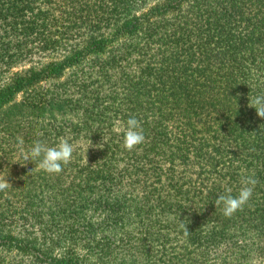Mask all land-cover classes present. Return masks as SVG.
<instances>
[{
	"label": "trees",
	"instance_id": "trees-1",
	"mask_svg": "<svg viewBox=\"0 0 264 264\" xmlns=\"http://www.w3.org/2000/svg\"><path fill=\"white\" fill-rule=\"evenodd\" d=\"M33 56L49 58L11 73ZM258 91L264 0H0V112L7 114L0 113V147L18 150L21 166L0 192V264H264V119L247 106ZM133 116L146 139L129 152L121 144ZM77 136L94 165L110 168L84 163L76 184L43 178V186L45 172L23 153L36 141L50 147ZM119 153L129 164L114 174ZM142 156L156 158L143 176ZM130 168L142 198L90 195L93 179H109L115 190ZM246 175L258 180L253 196L225 218L215 200L228 189L238 194ZM45 195L59 211L40 230L35 200ZM18 213L30 223L25 236L7 222ZM129 213L134 223L124 224ZM51 227L85 256L54 253L59 241L45 236ZM136 228L135 245H124ZM105 232L116 239L99 241Z\"/></svg>",
	"mask_w": 264,
	"mask_h": 264
},
{
	"label": "rangeland",
	"instance_id": "rangeland-1",
	"mask_svg": "<svg viewBox=\"0 0 264 264\" xmlns=\"http://www.w3.org/2000/svg\"><path fill=\"white\" fill-rule=\"evenodd\" d=\"M49 57L47 56H33L32 60L26 61L25 57L24 58H20L19 61L14 64L11 68V73H20L25 71L28 68H39L41 66V64H43L44 62H46L48 60ZM69 76V72H66L60 80H65L67 79V77ZM21 95H18V98ZM1 113V118H6L7 114L4 111L0 112ZM72 115V114H71ZM13 118H9L8 122L11 121ZM148 120V119H147ZM2 130V126L0 127V138L1 136H3V132H1ZM99 139H102L103 141L105 139H107L106 137H102L99 136ZM62 140H67L70 144L73 145L74 147V152H73V158L71 160V162L69 163L68 166H64L63 171L58 174V175H49L47 173H43L40 176H43L41 179H38L39 181L42 182L43 186L46 183L45 180H43V178H46L47 184L53 183V181L56 178H59V184L60 187L64 186L67 187L71 184H76L77 183V179L78 178H83L84 174H79L78 178H77V174L80 170V168L83 167V164H88V162H90L91 168L96 169L97 172L99 171H107L110 166H106L103 167L102 166V162H99L98 160V165H94L93 162H91L90 160L92 158L95 157H89V150H87V140L85 138H83L82 136H77L75 138L72 137H67V138H63ZM61 141V140H60ZM59 141V142H60ZM58 142V143H59ZM57 143V144H58ZM57 144L55 143H51L50 147H54ZM85 154V156H84ZM78 155V156H76ZM124 154H117L115 156L114 161H112V165L115 167L114 170V174H117L118 171L124 167H126V160H122L121 156H123ZM141 156V155H140ZM156 159L154 157L151 156H147V157H140L139 158V165L142 169V176L144 175V172L147 171V173H149L150 171V166H153L154 164H150L149 159ZM97 159V158H96ZM19 151H15L10 155V148L6 145H2V147H0V177L3 178H16L20 175L21 172V166L19 165ZM169 163L166 162L165 164L162 163V166H167ZM102 166V167H101ZM99 167H101V169H99ZM130 172V173H129ZM128 173H126L124 175V178L122 179V182L119 183L118 188L116 187L115 190H113L110 186L111 181L109 179L107 180H102L99 177H96V179H93L91 184L93 185V188L90 192V195L94 197L98 196V195H103L105 196H111L112 194L115 193V196H117L118 198H123L126 202L127 199L133 198V197H137V198H142L145 193H143V189H142V185L141 183L137 184L135 183L134 180L138 179L136 177H134L132 175V168H130ZM212 171H210L208 168L202 170L203 175H206L210 178V174ZM31 178H33L31 176ZM31 185L35 186V188H37V183H35L34 181H28ZM46 189H49L48 187H45ZM147 190V189H145ZM117 191V192H116ZM77 200L80 197L74 196ZM51 195H45V196H41V197H37V199L35 200V204H36V212H37V221L38 224L37 226L39 227V229H43V226L47 225L48 226V221H49V217L52 216L53 219H55L57 212L59 211V208L56 204V201H53L50 199ZM15 206L11 205L10 209H13ZM124 210V205L118 207V214H122ZM93 208H92V212H93ZM103 213V212H102ZM96 218L101 219V215H96ZM134 219L131 217L130 213L128 214V218L124 219V224L127 223H134L133 221ZM7 222L9 223V228L13 229L14 234L16 235H20L23 231L27 230V228L30 226V223H26V222H21V217H20V213L16 214L14 217L13 216H9ZM12 224V226H11ZM112 225V224H111ZM114 226V225H112ZM108 227V226H107ZM115 228H120V223H118L116 226H114ZM50 229H55L53 227L48 228L47 231H45V236L47 239H57L59 241V245L55 246L52 248L53 252L55 253V251L58 252V254H63L64 252H66L69 248H73L75 250V252L80 255V256H85L83 254V252L85 251L83 248L80 247H74L71 246L69 244V238L68 236H66L64 233H54L53 231H51ZM107 231H111V232H116V229L110 228L108 227V229H106ZM123 231V229H122ZM141 231H139L137 228L135 229V231L133 233L129 234V237L126 238L124 240V242H122L124 245H135L133 244V238L135 236H137V234H139ZM38 234V231L36 232ZM118 237L122 236V235H118L115 234ZM21 236H25V233H22ZM133 236V237H132ZM105 237H108L110 239H116L115 236H113V234L109 233V232H105V233H101L98 236H96V238L101 241L104 240ZM120 250V249H118ZM134 250V249H133ZM135 253H138L136 250H134ZM155 253V252H154ZM120 254V253H118ZM156 256V255H155ZM90 259L95 260V258L90 255L88 256ZM123 260V257H121ZM97 262V264H116L115 261L109 262L110 260H106V262H99L97 260H95ZM25 263V262H24ZM122 263V262H121Z\"/></svg>",
	"mask_w": 264,
	"mask_h": 264
},
{
	"label": "clouds",
	"instance_id": "clouds-1",
	"mask_svg": "<svg viewBox=\"0 0 264 264\" xmlns=\"http://www.w3.org/2000/svg\"><path fill=\"white\" fill-rule=\"evenodd\" d=\"M253 108L259 118L264 119V91H258L257 94L249 98L247 105ZM18 144L22 147L24 140L18 136ZM145 135L140 120L136 117H130L126 121V127L123 131L122 148L126 151H133L145 142ZM74 147L67 140H61L56 146L49 147L41 141H36L26 152L23 153L25 162H37L41 171L49 175L60 174L64 166L68 165L73 158ZM241 187L238 194H231V189L220 194L215 200L216 206H221L222 215L225 218H232L238 211H242L251 200L258 180L254 175L242 177ZM11 184L6 178L0 177V192L6 191ZM179 227L183 234H189L187 227L181 223Z\"/></svg>",
	"mask_w": 264,
	"mask_h": 264
}]
</instances>
